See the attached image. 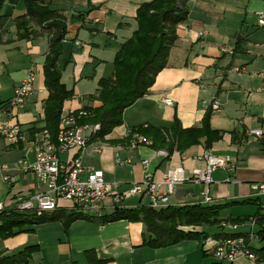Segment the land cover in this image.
I'll list each match as a JSON object with an SVG mask.
<instances>
[{
    "label": "crops",
    "instance_id": "0c3cea01",
    "mask_svg": "<svg viewBox=\"0 0 264 264\" xmlns=\"http://www.w3.org/2000/svg\"><path fill=\"white\" fill-rule=\"evenodd\" d=\"M47 1L67 18L57 70L61 82L72 89L73 95L63 102L62 108L75 111L85 105L95 106L98 101L91 96L98 93V80L111 75L115 53L136 28L138 7L151 0ZM25 8L24 0H3L0 9L6 16L0 29V118L5 116L3 106L12 97L16 84L28 70L35 73L33 93L24 108L14 114V121L22 130L21 140L14 145L0 140V150L21 149L22 156L23 147L44 126L43 102L48 95L43 63L49 35L39 31L29 38L17 37L13 19L25 13ZM257 12L264 13V0H189L188 15L176 27L177 39L169 50L166 66L158 72L149 91L124 109L121 125L102 141L91 142L82 154L83 165L101 169L106 181L118 183L119 192L141 179L142 159L148 161L147 170L158 180L175 165L180 164L185 175L193 168H203L200 156L205 152L231 156L234 169H214L209 184L212 197L209 204H227L218 211V219L227 225L184 227L183 230L202 232L206 238L201 235L198 239H185L164 247H149L143 243L149 233L142 222L98 220L115 206L146 205L147 197L134 195L116 205L107 196L98 210L88 213L92 219H76L67 225L62 220L33 224L29 233L5 243L0 255L37 245L28 264H211L217 261L212 253L217 241L213 234L217 232H245L249 235V247H260L263 242L257 238L256 231L264 225L260 227L252 216L263 206L264 196L250 186L263 179L264 147L259 143L260 136L255 138L247 133L250 129H260L264 134V25L258 24ZM237 39L241 40L238 44ZM223 48L233 53L224 52ZM163 97L171 98V104L163 103ZM212 101L218 103V109L212 110ZM206 113L209 126L220 133V138L208 147L201 139L198 144L182 152L173 151L166 157L147 144L130 148L110 142L123 138L132 127L142 124L169 127L177 119L182 127L198 126ZM75 153V150L62 151L58 156L63 162H69ZM116 154L122 160L128 158L129 162L117 164ZM27 176L18 191L36 189L34 176ZM202 187L191 182L177 185L168 205H206L200 195ZM64 205L65 200L59 199L56 209L74 210ZM261 212L264 213L262 208ZM236 217L248 219L238 224L224 221ZM252 239L258 244L252 245ZM87 253H91V259ZM231 264L264 262L239 257Z\"/></svg>",
    "mask_w": 264,
    "mask_h": 264
},
{
    "label": "trees",
    "instance_id": "16d2710c",
    "mask_svg": "<svg viewBox=\"0 0 264 264\" xmlns=\"http://www.w3.org/2000/svg\"><path fill=\"white\" fill-rule=\"evenodd\" d=\"M189 0H151L140 4L137 9L135 21L136 28L131 31L129 38L124 40L115 53L112 62L111 75L100 78L97 82V95L91 96L98 101L95 106H83L85 115L77 119L78 124H98V128L88 138V143L102 141L116 126L123 123V111L133 104L136 99L144 96L155 77L167 63L170 48L174 45L177 35L176 27L185 21L188 15ZM3 0H0V9ZM25 13L14 17L17 37L29 38L39 31H46L49 35L48 50L43 63L44 86L48 95L43 102L44 126L52 142L56 141L63 102L73 95L72 89H67L60 80L57 70V60L62 53L61 43L66 34L67 18L51 8L47 0H24ZM6 16L0 13V29L3 27ZM38 28V29H37ZM237 39V44L240 43ZM237 48V47H236ZM211 109V108H208ZM76 112V110L74 111ZM209 114L206 113L198 126L182 127L174 119L169 127L142 124L132 127L121 139L111 140L112 143L127 145L134 133L143 136L147 144L154 150H163L166 157L173 151L182 152L204 139L206 147L212 141L220 138L218 130L209 126ZM40 129V130H41ZM39 131V130H38ZM233 134V132H232ZM234 140V136L231 135ZM245 138V136H243ZM264 147V134L259 138ZM235 141V140H234ZM227 204H181L167 205L161 209L149 208L147 205L134 207L115 206L113 211L99 216L100 222H109L118 219L140 221L144 224L148 238L143 243L149 247H164L185 239H198L206 234L193 230H183L184 226H200L202 224L215 225L221 223L218 211ZM76 219H92V216L77 212L55 209L49 213L38 216L32 214L16 213L0 214V237H8L15 232L14 228H22L24 224H40L45 221L62 220L65 225ZM248 218H229L224 220L230 224H238ZM253 221L260 227L264 225V213L258 208L252 216ZM181 226V227H179ZM29 231V228L26 229ZM18 232V231H16ZM257 238L263 242L260 247H249L255 254L256 261L264 262V228L256 231ZM217 239L243 237L248 244L249 235L244 233L213 234ZM37 250V245H27L14 254L0 255V264H28L31 254ZM91 259V253L86 254ZM211 264H229L215 261Z\"/></svg>",
    "mask_w": 264,
    "mask_h": 264
},
{
    "label": "built area",
    "instance_id": "2783aa9c",
    "mask_svg": "<svg viewBox=\"0 0 264 264\" xmlns=\"http://www.w3.org/2000/svg\"><path fill=\"white\" fill-rule=\"evenodd\" d=\"M258 24L264 25V13L257 12ZM79 43L78 41L76 42ZM224 52L233 53L228 48ZM35 73L28 70L24 78L16 84L12 97L3 106L5 116L0 118V140L9 145L17 144L22 138L20 124L14 121L16 111L24 108L27 99L34 91ZM161 101L171 104L172 99L163 97ZM212 110L219 108L216 101L210 103ZM85 115L82 109L76 112L62 108L60 121L56 135V141L52 142L46 129L36 132L32 142L23 147L24 155L15 164L0 165L1 180L7 186L16 184L19 173L31 174L35 178L36 189L32 191H17L0 201V214L12 212L32 214L35 216L49 213L57 208L58 200L64 199L73 203V209L77 212L88 214L99 209L101 201L111 196L114 204L132 196H146L147 206L153 209H161L168 205L169 196L175 191L177 185L185 182L202 185L201 197L204 204L212 202L209 194L211 172L216 168L234 169V160L231 156H217L205 152L200 156L204 161L203 168H193L189 175H185L183 167L175 165L162 173L161 179H154L147 170L148 161H140L143 166V174L139 181L132 182L122 192L117 191V182H108L104 179L101 169L86 167L82 163V154L88 147V138L98 128V124H78L77 119ZM129 132V131H128ZM249 136L259 137L263 134L260 129L248 130ZM145 141L143 136L134 133L127 144L135 148L140 142ZM91 144V143H90ZM75 150L69 162H63L58 154L62 151ZM158 153L166 155L163 150ZM33 158H30V155ZM117 164L128 163L129 159H120L115 155ZM12 172V173H11ZM251 189L264 196V170L263 179L251 184ZM264 212V202L262 203ZM212 253L217 260L231 264L239 257H246L255 261L253 254L243 237L219 239L215 242Z\"/></svg>",
    "mask_w": 264,
    "mask_h": 264
},
{
    "label": "rangeland",
    "instance_id": "374dc122",
    "mask_svg": "<svg viewBox=\"0 0 264 264\" xmlns=\"http://www.w3.org/2000/svg\"><path fill=\"white\" fill-rule=\"evenodd\" d=\"M66 107V105H65ZM66 109V108H64ZM22 156V151L21 149H17V148H2L0 150V165L1 164H7V165H10L11 164H15L19 159H21L20 157ZM22 175H19V180L17 182V185L15 186V188H12V187H9V186H4L2 184V180H1V175H0V201H3L4 199H6L7 197H9L10 195H12L13 192H17L19 186L21 183L26 182L27 180V174L24 172V173H20ZM62 199V198H61ZM64 200V199H63ZM65 203L66 205H64L66 208H73V203L71 201H67V199L65 200ZM260 208H262V206H260ZM219 215V214H218ZM216 226L218 227H221V226H224V225H227V224H224L222 223H219L218 225L215 224ZM213 225V226H215ZM182 228L184 227H187V226H184V225H181ZM179 226V227H181ZM31 225H28V224H24V227L22 228L23 230H21L20 228H14L13 231L15 232L14 234L8 236V237H0V249H4L5 248V243H9L10 240L13 238H18V236H22V234H27L29 233L28 228H30ZM18 231V232H16ZM251 244L252 245H257L258 242L255 240V239H252L251 240Z\"/></svg>",
    "mask_w": 264,
    "mask_h": 264
}]
</instances>
